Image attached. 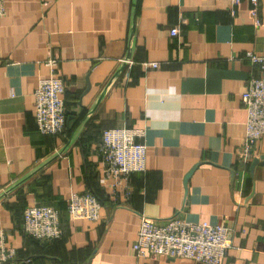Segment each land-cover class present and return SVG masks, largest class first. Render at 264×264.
I'll list each match as a JSON object with an SVG mask.
<instances>
[{"label":"crops","instance_id":"crops-1","mask_svg":"<svg viewBox=\"0 0 264 264\" xmlns=\"http://www.w3.org/2000/svg\"><path fill=\"white\" fill-rule=\"evenodd\" d=\"M5 4L0 227L18 250L8 264H203L137 255L144 215L223 222L233 243L222 264H264V136L253 169L238 158L248 118L242 94L257 74L245 54L264 53V0L260 24L250 0ZM151 61L161 66L146 67ZM52 72L66 85V128L55 135L40 132L34 112V91ZM121 125L143 129L147 145L129 195L114 193L97 151L103 131ZM84 191L102 200L97 221L69 216L70 195ZM35 203L61 210L59 240L23 230L24 209Z\"/></svg>","mask_w":264,"mask_h":264},{"label":"built area","instance_id":"built-area-1","mask_svg":"<svg viewBox=\"0 0 264 264\" xmlns=\"http://www.w3.org/2000/svg\"><path fill=\"white\" fill-rule=\"evenodd\" d=\"M231 1L233 5H239L241 2ZM250 2V13L256 24H260V0ZM5 13V0H0V16ZM179 31V27L175 26L171 29V34L178 35ZM245 58L257 70V74H253L248 80L242 94L248 118L246 135L238 151V158L248 165L256 157V146L264 136V53L250 50L246 52ZM124 60L128 62L130 69L134 62ZM49 63L54 65L52 60ZM145 66L158 68L161 63L151 61L145 63ZM65 90L63 78L54 72L40 79L34 91V112L41 133L55 135L62 133L66 128L67 110L63 97ZM143 137V129L125 125L106 128L103 131L97 151L105 176L111 179L114 193L129 195L132 175L145 170L147 145ZM101 208L100 198L91 191L73 192L67 204V211L72 219L97 221ZM22 228L40 241H53L64 234L60 210L52 204L28 205L23 212ZM232 243L231 229L223 222L190 221L174 216L160 223L144 215L133 248L139 256L191 258L203 264H222ZM17 256V248L8 243L7 233L0 227V264H8Z\"/></svg>","mask_w":264,"mask_h":264},{"label":"trees","instance_id":"trees-1","mask_svg":"<svg viewBox=\"0 0 264 264\" xmlns=\"http://www.w3.org/2000/svg\"><path fill=\"white\" fill-rule=\"evenodd\" d=\"M97 195V194H96ZM98 196V195H97ZM99 197V196H98ZM100 198V197H99ZM100 200H101V198H100ZM101 202H102V200H101ZM59 209V208H58ZM60 210V209H59ZM60 219H61V225H62V227H63V222H62V215H61V210H60ZM64 230V229H63ZM36 239V238H35ZM60 239V238H59ZM59 239H55V240H53V241H40V240H38L39 242H44V243H47V244H49V243H51V242H54V241H57V240H59ZM17 258H18V256H17ZM16 258V259H17ZM21 261H23V260H21Z\"/></svg>","mask_w":264,"mask_h":264},{"label":"water","instance_id":"water-1","mask_svg":"<svg viewBox=\"0 0 264 264\" xmlns=\"http://www.w3.org/2000/svg\"><path fill=\"white\" fill-rule=\"evenodd\" d=\"M264 156H262V158H263ZM258 161H259V158H257V157H255L253 160H252V162H251V164H252V169H253V167L258 163ZM192 171L193 170H191L190 172H189V174L187 175V178L190 176V174L192 173Z\"/></svg>","mask_w":264,"mask_h":264}]
</instances>
